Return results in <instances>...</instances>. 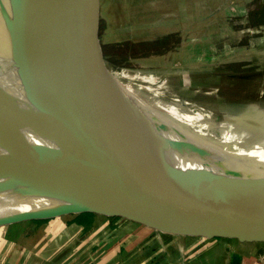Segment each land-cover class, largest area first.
<instances>
[{
  "label": "water",
  "instance_id": "95a60500",
  "mask_svg": "<svg viewBox=\"0 0 264 264\" xmlns=\"http://www.w3.org/2000/svg\"><path fill=\"white\" fill-rule=\"evenodd\" d=\"M6 2L11 28L25 47V101L51 144H28L1 123L0 171L23 169L21 180L51 175L71 202L56 215L119 214L173 232L264 238V164L178 167L164 146L142 147L89 82L75 1ZM0 55H6L1 42ZM30 218L40 217L23 220Z\"/></svg>",
  "mask_w": 264,
  "mask_h": 264
},
{
  "label": "rangeland",
  "instance_id": "374dc122",
  "mask_svg": "<svg viewBox=\"0 0 264 264\" xmlns=\"http://www.w3.org/2000/svg\"><path fill=\"white\" fill-rule=\"evenodd\" d=\"M22 1L25 4L28 0ZM74 1L79 47L88 69L96 67L105 74H111L115 69H127L168 76L170 82L176 81L175 86H186L181 91L189 95L198 86L201 89L215 88L218 100L214 98V101L225 113L240 116V126L264 131V0H250L242 7L235 4L234 9L219 15V27L213 33L200 27L203 15L197 20L193 16L192 21L200 24H185L181 29L177 28L176 21L172 25L169 22L165 35L160 34L163 38L156 39L155 44L149 46L150 52L145 44H136L129 39V31L125 29L135 22V18L142 19L141 3L137 5L142 0ZM236 12L245 14L241 18ZM182 50L184 54L192 50V59H188ZM161 53V60L165 63L157 60ZM194 56L198 58L194 59ZM117 87V82H108L107 88L112 95L115 91L117 94ZM219 114L222 120L228 117ZM253 119L263 120V125H255ZM61 216L67 219L63 225L56 222L46 227L51 217L30 218L15 222L20 227L13 230L39 235L49 228L59 232L61 237L59 240L52 237L50 242L68 247L74 239L87 237L86 232L95 227L97 234L107 239L110 246L118 247L121 263L137 256L141 264L161 261L162 264L171 261L175 264H222L229 252L236 260L238 248L235 245H242V252L246 253L252 245L264 242V238L241 233L173 232L119 214L84 211ZM12 224L0 225V232H13L9 226ZM128 247L132 249L127 251ZM149 257L151 262L147 261Z\"/></svg>",
  "mask_w": 264,
  "mask_h": 264
},
{
  "label": "bare ground",
  "instance_id": "6f19581e",
  "mask_svg": "<svg viewBox=\"0 0 264 264\" xmlns=\"http://www.w3.org/2000/svg\"><path fill=\"white\" fill-rule=\"evenodd\" d=\"M0 42L6 51L0 55V124L28 144L50 145L42 119L25 101V47L11 28L6 0H0ZM85 67L95 94L123 119L141 146H164L175 166L244 169L264 164V131L240 126V116L225 113L214 101L215 88L198 86L189 95L181 91L186 86H175L168 76L127 69L111 70V75ZM109 81L119 85L117 94L106 88ZM219 113L228 117L222 120ZM262 122L253 119L257 126ZM24 173L0 171V225L28 216L48 218L71 204L51 175L21 180Z\"/></svg>",
  "mask_w": 264,
  "mask_h": 264
},
{
  "label": "crops",
  "instance_id": "0c3cea01",
  "mask_svg": "<svg viewBox=\"0 0 264 264\" xmlns=\"http://www.w3.org/2000/svg\"><path fill=\"white\" fill-rule=\"evenodd\" d=\"M250 0H142L138 1L137 5L141 3L142 19L135 18V22L132 25H127L129 32L128 38L136 44H145L146 46L154 45L153 43L158 38H163L166 24L170 22L178 24L177 28L181 29L183 25L189 24V26L200 24L202 30L213 33L214 29L219 27V15L227 13L236 7L243 6ZM128 9V7H127ZM240 9V8H238ZM242 10V8H241ZM239 13L242 18L243 12ZM230 14V13H229ZM145 15V16H144ZM203 20L193 22V16L197 20L199 16ZM189 18V19H188ZM244 18V17H243ZM189 21L182 23L181 20ZM140 20V22H139ZM244 20V19H243ZM176 21V22H175ZM137 22V26L135 25ZM193 22V23H192ZM140 23V24H139ZM169 26V25H168ZM174 29L175 26H173ZM164 28V29H163ZM170 28V27H168ZM140 33H137L139 32ZM135 33V34H134ZM161 34V35H160ZM204 35V34H202ZM202 38L205 36H201ZM196 42H198L197 38ZM191 40V39H189ZM195 42V44H197ZM150 52V48L148 49ZM183 54L184 51L182 50ZM192 50L184 55H192ZM148 57L150 55H147ZM193 56V55H192ZM163 53L157 56V60L165 63V60H161ZM198 58L194 56V59ZM61 215L58 217H51L46 223V227L56 222L59 225H63L67 219ZM106 219H103V221ZM103 223V222H102ZM13 232L7 231V233L0 232V264H62L63 260H66L64 264H141L137 256L133 259H126L127 262L121 263L118 257V247L116 245H109V242L105 238H101L100 234H97L96 228H90L87 233V237L83 236L82 239H74L71 242V246L64 247V244L54 245L50 242V238L59 240L60 233L51 231L49 228H45L39 235L27 233L25 231H14L17 224L9 225ZM17 227V228H18ZM17 233V236L15 233ZM27 233V235H26ZM85 233V234H86ZM97 234V235H96ZM62 242V241H61ZM242 245H235L238 248V257L236 260L233 255L227 253L222 264H264V242H259L247 249L246 253L242 252ZM132 247H128L131 250ZM63 250V251H61ZM251 250V251H250ZM212 254V251L210 252ZM146 255H152L147 253ZM258 255V257H256ZM71 257V258H70ZM234 260V262H233ZM135 261V262H134ZM147 261L151 262L152 258L149 257ZM213 262V261H212ZM163 262L158 264H162ZM166 263V262H165ZM154 264V263H153ZM167 264V263H166ZM169 264V263H168ZM170 264H175L170 262ZM176 264H179L176 262ZM210 264V263H205Z\"/></svg>",
  "mask_w": 264,
  "mask_h": 264
}]
</instances>
